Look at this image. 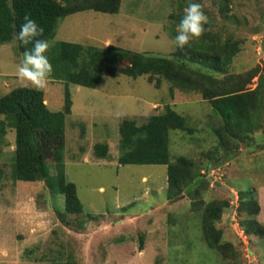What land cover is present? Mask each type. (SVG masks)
Returning <instances> with one entry per match:
<instances>
[{"label":"rangeland","instance_id":"374dc122","mask_svg":"<svg viewBox=\"0 0 264 264\" xmlns=\"http://www.w3.org/2000/svg\"><path fill=\"white\" fill-rule=\"evenodd\" d=\"M201 4L209 18L205 32L238 42L228 73L259 67L264 76V0H227L225 11H219L220 0ZM179 6V0H122L117 14L84 11L67 16L58 21L47 54L52 59L56 45L64 41L169 57L177 48V27L169 16ZM22 58L15 39L0 46V98L22 87L16 74ZM53 68L42 92L48 109L58 112L65 84L57 79L60 68ZM257 80L254 77L249 87ZM68 90L71 109L63 127V167L65 179L76 187L82 212L65 214L64 196L52 194L43 182L12 178L15 131L8 129L0 153V264H264V234L244 233L247 245L238 236L245 232L241 222L246 219L239 211L240 191L250 193L259 205L252 220L264 229V119L255 143L240 145L232 160L201 171L206 181L193 183L194 197L185 192L168 200L165 165L118 164L119 125L125 119L141 125L169 105L195 129L192 136L170 131L169 162L181 156L203 162L200 154L217 145L211 129L220 124L209 103L193 90H172L166 80L156 87L146 76L106 72L95 88L69 84ZM97 143L108 145L107 158L94 156ZM217 200L228 203L215 225L223 241L232 245L234 257L230 252L223 257L203 239L202 212Z\"/></svg>","mask_w":264,"mask_h":264},{"label":"trees","instance_id":"16d2710c","mask_svg":"<svg viewBox=\"0 0 264 264\" xmlns=\"http://www.w3.org/2000/svg\"><path fill=\"white\" fill-rule=\"evenodd\" d=\"M122 0H0V46L11 42L19 32L23 17L29 14L44 28L43 39L49 42L56 33L58 21L67 16L93 11L102 14H117ZM217 0H179L174 16H169L174 27L179 24L183 9L189 2L212 5ZM227 0H220V10L225 11ZM204 8V7H203ZM206 12H208L205 9ZM209 25V24H207ZM205 25V28L207 27ZM16 40V39H15ZM238 42L220 39L216 32L207 31L197 41H192L185 50H176L169 57L153 56L108 45L104 48L85 47L81 44L61 41L57 53L50 59L58 66V80L65 84L63 109L52 112L45 104L42 91L31 87H17L0 98V153L5 144L8 129L15 131L14 164L12 178L15 181L43 182L51 193L58 191L64 196L65 214L79 215L81 203L74 183L64 175V120L70 114L71 100L68 85L95 88L104 72L123 74L137 78L146 76L149 83L159 87L162 80L171 84L172 90L190 89L209 103L219 116L220 124L211 129L217 140L214 149L203 152V162L178 157L169 162L168 143L170 131H181L192 136L195 129L187 126L185 118L166 105L158 114L150 116L145 123L137 125L125 119L119 125V165H165L167 169L166 197L177 199L189 194L194 185L206 180L201 171L211 170L230 161L238 153L240 145L251 146L255 134L263 128L264 76L255 67L243 74H229V66ZM18 52L25 51L16 40ZM31 47V45H29ZM54 48V50H55ZM126 63L123 68L120 66ZM195 65L191 67V65ZM258 76L254 88L249 87ZM9 127V128H8ZM83 129L81 134H83ZM108 145L97 143L93 154L97 159L108 156ZM52 171V173H51ZM2 170L0 168V177ZM193 193V192H192ZM239 211L246 219L241 222L248 236H262L264 229L252 217L260 210L251 200L250 193L239 192ZM228 207L226 200L206 204L202 212V233L207 246L223 257L235 252L229 242L223 241L222 232L215 225ZM62 221V220H61ZM232 251V252H231ZM60 264V263H59ZM65 264H76L67 262Z\"/></svg>","mask_w":264,"mask_h":264},{"label":"clouds","instance_id":"9594fccd","mask_svg":"<svg viewBox=\"0 0 264 264\" xmlns=\"http://www.w3.org/2000/svg\"><path fill=\"white\" fill-rule=\"evenodd\" d=\"M15 39L23 46V58L17 66L16 74L22 87H31L36 91L44 90L53 75L54 68L46 53L49 42L43 39L44 28L29 14L23 17ZM209 18L199 2H189L183 9V16L177 25L174 43L180 50L194 40H199L205 33ZM31 45V47H29Z\"/></svg>","mask_w":264,"mask_h":264},{"label":"built area","instance_id":"2783aa9c","mask_svg":"<svg viewBox=\"0 0 264 264\" xmlns=\"http://www.w3.org/2000/svg\"><path fill=\"white\" fill-rule=\"evenodd\" d=\"M238 236L240 237L242 243H243L244 245H247V243H248V239H247V237L244 235V232H243V231H240V233L238 234Z\"/></svg>","mask_w":264,"mask_h":264},{"label":"crops","instance_id":"0c3cea01","mask_svg":"<svg viewBox=\"0 0 264 264\" xmlns=\"http://www.w3.org/2000/svg\"><path fill=\"white\" fill-rule=\"evenodd\" d=\"M2 76H4L6 80H7L9 77H11V76H8V75H2ZM12 77H14V76H12ZM231 160H232V159H231Z\"/></svg>","mask_w":264,"mask_h":264}]
</instances>
